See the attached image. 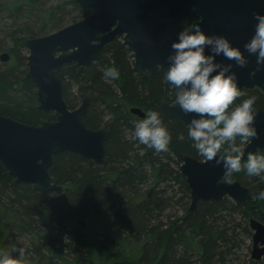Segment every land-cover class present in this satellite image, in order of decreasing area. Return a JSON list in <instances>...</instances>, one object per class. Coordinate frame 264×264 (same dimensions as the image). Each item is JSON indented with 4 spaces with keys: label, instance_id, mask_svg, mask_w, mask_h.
<instances>
[{
    "label": "trees",
    "instance_id": "trees-1",
    "mask_svg": "<svg viewBox=\"0 0 264 264\" xmlns=\"http://www.w3.org/2000/svg\"><path fill=\"white\" fill-rule=\"evenodd\" d=\"M67 3L70 8L63 3L43 8L40 0L9 2L15 26L10 32L14 57L0 65L2 114L30 124L56 119L55 112L38 108L36 89L22 79L26 56L17 51L22 39L61 28L74 11L81 18L90 12L74 0ZM4 51L0 44V53ZM108 67L118 70L117 79L104 75ZM166 71L140 73L119 37L74 75L64 68L58 71L69 108L78 106L85 93V124L110 130L106 152L99 160L68 151L55 154L50 173L62 190L46 195L29 183H16L0 162V257L9 252L7 243L12 242L13 249H25L21 264H230L231 251L240 246L241 235L250 236L249 219L264 222V199L255 198L264 190V173L249 176L242 169L236 174L250 188L246 201L236 203L229 197L200 200L193 210L185 206L180 215L164 213L170 204L169 194L165 196L170 193V182L181 188L182 205L190 199V189L179 171L183 156L202 158L188 137V127L161 107L164 100L176 102L174 87L164 79ZM240 89L246 93L241 99L255 96L264 108V92L255 87ZM132 106L145 114L149 109L159 113L171 135L167 152L125 138L146 117L131 113ZM181 134L183 141L178 139ZM254 154L264 155V150ZM80 219L86 226L77 223ZM19 238L28 241V246H22ZM12 255L18 257L17 252ZM251 264H264V257Z\"/></svg>",
    "mask_w": 264,
    "mask_h": 264
},
{
    "label": "water",
    "instance_id": "water-1",
    "mask_svg": "<svg viewBox=\"0 0 264 264\" xmlns=\"http://www.w3.org/2000/svg\"><path fill=\"white\" fill-rule=\"evenodd\" d=\"M74 1L81 8L91 9L90 14L53 32L20 41L28 50L27 71L22 79L36 89L38 108L55 112L56 119L30 124L0 112V162L16 183H29L40 195L62 190V185L50 173L55 154L68 151L90 160H99L105 155L110 130L90 128L85 124L83 116L88 106L85 93L78 106L69 108L58 71L66 65L68 73L74 75L96 61L101 48L117 36H122L123 43L132 51L134 66L148 76L157 68L167 69L171 43L190 18L198 17L192 23H199L206 34L226 36L248 57L246 68L233 66L238 86L257 87L264 92V70L257 72L255 77L249 76V71L255 67V56H249L243 48L254 32L253 13H264V0ZM92 40L98 43L92 45ZM9 58V52L0 53L1 61ZM217 60L232 63L223 57ZM161 107L184 125L190 122L192 114L185 115L176 103L164 100ZM254 107L258 138L244 145L242 161L249 152L264 149V108L256 103ZM129 111L139 117L146 116L138 106H132ZM179 171L190 189L189 210L200 200L229 197L237 203L250 197V188L233 175L231 183L225 182L223 167L214 161L186 154ZM77 223L86 226L84 219ZM249 226L253 230L251 258L258 261L264 257V222L251 217Z\"/></svg>",
    "mask_w": 264,
    "mask_h": 264
},
{
    "label": "clouds",
    "instance_id": "clouds-1",
    "mask_svg": "<svg viewBox=\"0 0 264 264\" xmlns=\"http://www.w3.org/2000/svg\"><path fill=\"white\" fill-rule=\"evenodd\" d=\"M253 18L256 21L254 32L243 45L249 56H255L250 77L264 70V13L254 12ZM97 43L98 40L91 41L92 45ZM170 48L164 79L176 90L175 101L180 110L185 115L192 114L187 125L188 137L196 151L205 161H214L223 167L227 183L232 182L233 173L242 169L249 176H260L264 173V155L249 152L246 163L242 164V146L258 138L256 97L241 99L246 93L238 86L237 74L233 71L234 65L246 68L248 57L226 36L206 34L199 23H186ZM217 57L232 63H222ZM104 75L117 79L119 72L115 67H108ZM125 138L138 140L157 152H167L171 142V135L159 113L151 109ZM178 139L183 141V134ZM255 198L264 199V190ZM12 252H17L18 257ZM24 254V248H14L0 257V264H21Z\"/></svg>",
    "mask_w": 264,
    "mask_h": 264
},
{
    "label": "rangeland",
    "instance_id": "rangeland-1",
    "mask_svg": "<svg viewBox=\"0 0 264 264\" xmlns=\"http://www.w3.org/2000/svg\"><path fill=\"white\" fill-rule=\"evenodd\" d=\"M40 1H41L43 8H46L50 5H55L57 3L66 4V7L70 8V5L67 3L69 0H40ZM9 2H11V0H0V44L4 50L10 52V58L8 61H6L8 63L13 61V57H14V51H12V49H11V48H14V41L12 40V38L10 36V32H11L12 28L15 27L14 25H12L13 19H12V17H10V16H12V13H11V11H8V7L11 5V4L9 5ZM4 6H6V7H4ZM73 14H75V15H73ZM73 14H72L73 16H71V14H70V16L67 18V20L63 24V26L68 25V24L73 23V22H76V21L81 19L80 15L77 16V13H75V11L73 12ZM53 31H55V30L48 31L47 33H50ZM47 33H45V34H47ZM17 52L20 55H24V56H26L28 54V50L26 48H23L20 45V43H19ZM4 63L5 62L0 60V65L2 67L5 66ZM23 67H25V66H19L20 69H22ZM24 74H23V76H24ZM237 173H239V172H237ZM237 173H234V177L236 179L240 180V178H238V176L236 175ZM240 181L242 182V180H240ZM169 190H170V193L167 192V194H165V196H167L169 194L168 197L170 196L169 197L170 198V201H169L170 204L165 209L164 213L169 214V215H175V214L180 215V214H182V212L184 211L185 208L187 209L190 206L191 198L188 199L186 204L182 205V203L185 201V199L183 198V193H182L179 185L175 184L173 182H170V187H169L168 191ZM250 231H251L250 236L249 235L245 236L244 234H242L240 237V241H241L240 246L232 249L231 254H230V259L228 261L230 264H251V262L253 260L251 258L252 230L250 229ZM19 241H20L22 246H28V241H26L24 239L22 240V238L21 239L19 238ZM1 243L4 247H6V243L4 241H2ZM12 245H14V244H12V242H9V245L7 243V249L9 252L12 251V249H13ZM132 246H134V245L132 244Z\"/></svg>",
    "mask_w": 264,
    "mask_h": 264
},
{
    "label": "flooded vegetation",
    "instance_id": "flooded-vegetation-1",
    "mask_svg": "<svg viewBox=\"0 0 264 264\" xmlns=\"http://www.w3.org/2000/svg\"><path fill=\"white\" fill-rule=\"evenodd\" d=\"M85 9H88L90 12H91V9H89V8H85ZM90 12L87 14V15H89L90 14ZM86 15V16H87ZM86 16H84V17H86ZM84 17H82V18H84ZM81 18V19H82ZM198 17H192V18H190L189 19V21H188V24H191L194 20H196ZM117 37H119V38H121V40H122V36H117ZM117 37H115V38H117ZM122 42H123V40H122ZM124 44V43H123ZM125 45V44H124ZM126 46V45H125ZM131 51V50H130ZM131 53H132V51H131ZM133 54V53H132ZM27 61V60H26ZM133 61H134V56H133ZM62 68H64L65 70H66V65L65 66H62L60 69H62ZM59 69V70H60ZM158 69V68H157ZM167 70V69H166ZM156 71V70H155ZM252 88H254V87H252ZM255 88H257V87H255ZM259 89V88H258ZM260 90V89H259ZM263 92V91H262ZM175 93H176V90H175ZM170 103H172V102H170ZM174 103H176V102H174ZM256 103V102H255ZM257 104V103H256ZM258 106H260L259 104H257ZM261 107V106H260ZM263 108V107H262ZM262 150H264V149H262ZM245 160V159H244ZM243 160V161H244ZM242 161V162H243ZM234 176V175H233ZM263 222V221H262ZM250 227V226H249ZM250 229H251V227H250ZM252 230V229H251ZM252 233H253V230H252Z\"/></svg>",
    "mask_w": 264,
    "mask_h": 264
}]
</instances>
